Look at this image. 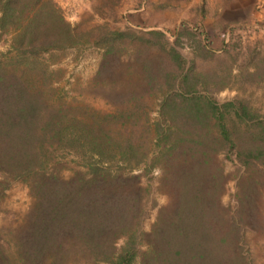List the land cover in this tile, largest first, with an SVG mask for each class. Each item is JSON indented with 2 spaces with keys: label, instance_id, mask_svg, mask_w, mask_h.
Instances as JSON below:
<instances>
[{
  "label": "trees",
  "instance_id": "obj_1",
  "mask_svg": "<svg viewBox=\"0 0 264 264\" xmlns=\"http://www.w3.org/2000/svg\"><path fill=\"white\" fill-rule=\"evenodd\" d=\"M145 35L72 25L54 0H0V198L11 183L29 198L0 225V264H254L245 232L264 234V116L242 97L217 102L228 75L197 71L178 36L166 47L162 32ZM129 42L110 111L55 88L67 51L97 47L102 75ZM222 161L244 170L233 209ZM154 170L159 206L141 181Z\"/></svg>",
  "mask_w": 264,
  "mask_h": 264
},
{
  "label": "rangeland",
  "instance_id": "obj_2",
  "mask_svg": "<svg viewBox=\"0 0 264 264\" xmlns=\"http://www.w3.org/2000/svg\"><path fill=\"white\" fill-rule=\"evenodd\" d=\"M54 1L66 20L80 28L106 23L112 29L141 36H146L147 31L158 30L163 34L161 39L166 47L172 45L178 36L179 42L175 48L183 58L194 60L197 71L215 72L223 77L228 75V78H224L225 87L212 89V96L217 102L242 97L256 113L264 116V0H178L171 4L168 0H112L113 4L110 0ZM133 47L130 42L123 45L118 61L111 60L102 75H97L103 61L97 47L85 45L78 50L67 51L64 58L52 66L61 69L54 81L55 88L66 100L89 104L99 111H110L124 78L117 80L116 75L125 62L134 65L130 61L134 57ZM5 49L6 43L0 41V51ZM162 55L160 51H151L147 57L153 59L155 56L154 60H159ZM252 55L258 62L252 61L256 65V73L249 80L242 65ZM247 69L248 72L255 70L250 66ZM131 72L128 80L135 73L133 70ZM226 120L230 127L238 126L232 113L226 115ZM239 127L241 129L242 125ZM72 159L74 155L71 153L61 158L64 162L68 161V167L73 165L70 162ZM222 167L229 177L221 203L229 204L233 209L238 174H243L244 170L238 172L231 161H222ZM63 172L68 174V170ZM157 174L158 171L154 170L149 177L142 176L141 181L151 185V198L159 206L166 198L154 190ZM28 203L26 189L20 184L11 183L0 198V225L5 226L14 215L20 216ZM262 205L264 219V201ZM154 216L155 209L145 220V229H148ZM245 237L250 254L254 256L253 263L264 264V234L247 229Z\"/></svg>",
  "mask_w": 264,
  "mask_h": 264
}]
</instances>
